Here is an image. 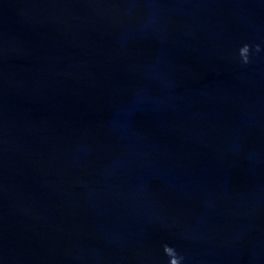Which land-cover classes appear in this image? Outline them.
I'll return each mask as SVG.
<instances>
[{
  "label": "water",
  "instance_id": "95a60500",
  "mask_svg": "<svg viewBox=\"0 0 264 264\" xmlns=\"http://www.w3.org/2000/svg\"><path fill=\"white\" fill-rule=\"evenodd\" d=\"M164 245L264 264V0H0V264Z\"/></svg>",
  "mask_w": 264,
  "mask_h": 264
},
{
  "label": "clouds",
  "instance_id": "9594fccd",
  "mask_svg": "<svg viewBox=\"0 0 264 264\" xmlns=\"http://www.w3.org/2000/svg\"><path fill=\"white\" fill-rule=\"evenodd\" d=\"M257 51H259V46H257ZM248 53H249V46L248 45H244L240 49V56H241L242 61L244 63L248 62ZM164 252L170 258L169 264H181V260L183 259V257L179 256L172 247H170L168 245H164Z\"/></svg>",
  "mask_w": 264,
  "mask_h": 264
}]
</instances>
